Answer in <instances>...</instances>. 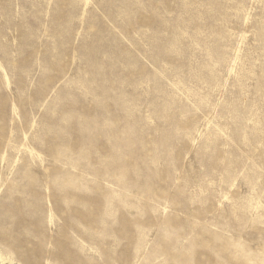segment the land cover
<instances>
[{
  "label": "rangeland",
  "instance_id": "obj_1",
  "mask_svg": "<svg viewBox=\"0 0 264 264\" xmlns=\"http://www.w3.org/2000/svg\"><path fill=\"white\" fill-rule=\"evenodd\" d=\"M0 264H264V0H0Z\"/></svg>",
  "mask_w": 264,
  "mask_h": 264
}]
</instances>
